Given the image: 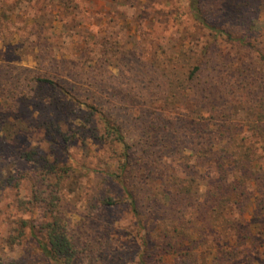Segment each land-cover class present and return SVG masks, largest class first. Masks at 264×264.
<instances>
[{"label": "trees", "instance_id": "16d2710c", "mask_svg": "<svg viewBox=\"0 0 264 264\" xmlns=\"http://www.w3.org/2000/svg\"><path fill=\"white\" fill-rule=\"evenodd\" d=\"M187 1L173 46L146 55L112 40L121 16L102 18L99 48L76 0H0V201L32 174L37 246L56 264H264V0ZM23 49L34 66L18 63ZM23 132L48 150L19 145ZM80 168L96 179L85 210L98 223L74 230L63 183ZM121 208L127 244L103 222Z\"/></svg>", "mask_w": 264, "mask_h": 264}, {"label": "rangeland", "instance_id": "374dc122", "mask_svg": "<svg viewBox=\"0 0 264 264\" xmlns=\"http://www.w3.org/2000/svg\"><path fill=\"white\" fill-rule=\"evenodd\" d=\"M76 2L80 5V16L87 15L88 18V14L90 13L96 15L97 20L94 22V25L91 26V30H94V33L99 31L97 37L99 48H101L103 43V35L105 36L106 28L105 23H102V18L104 17V20H107L108 17L117 15V17L121 16L120 18H125L127 21L121 20L118 23H112L110 27L109 31L113 33L112 40H117V38L121 40L117 42L118 44L116 46L121 43L131 44L134 43V40L138 39L143 41L147 49L146 55L150 53H152V55L161 53L162 47L170 49L173 46V42L168 38L167 34L174 32L175 37L179 35L175 24L182 23L185 20L186 14H188L187 0H76ZM21 13L24 14L25 12L23 13V11H21ZM260 15V21L263 22L264 28V10L260 12ZM84 21L89 22V18ZM115 24L117 25L114 26ZM186 24L188 31H191L190 24ZM56 26V28H61L62 25L56 22ZM238 31H240L239 28ZM223 49L225 51L231 50L232 52H239L237 48H233L231 45H224ZM19 53V57L22 58V61L18 63L28 66H34L36 64L33 56H31L30 50L23 49ZM240 53L244 55L246 50ZM18 144H24L25 146H42L48 150V145L42 142L41 137L35 132H23L18 139ZM71 151L72 157L76 159H80L83 155L80 145L73 146ZM63 159L66 158L63 157ZM94 166L95 165L92 164L91 168H95ZM76 171L77 172L63 183V205L65 207L63 213L64 216L71 221V229H88L90 226L98 223V219L95 221L98 216L97 211H90L89 214L95 213L93 215L94 218L91 219L86 217L87 211L85 210L87 200L91 195L96 179L94 178V173L88 171L87 168H80ZM23 172H25V170H21V175L24 174ZM31 175L32 174H28L22 178L23 182L20 190L14 191L12 189H7L3 193L0 201V257L3 259H18L26 264H56L52 259L42 254L37 246L38 239L36 236L40 235L38 223L43 220V212L33 199V190L36 189V185H34V181L30 179ZM22 220H31V223L35 226L34 230L26 228L25 234L19 233L20 222ZM111 220L115 227L113 235L119 237L120 240L124 239V244H127L128 241L126 238L129 237L125 236V232L127 231L125 229L127 227L130 229L132 226L133 218L131 214L122 208L119 210L116 209L111 213L105 214V220H103V222L105 223ZM120 242L122 243V241ZM201 249L202 248L199 250L200 252ZM201 254L206 256L208 262H210L212 255L211 250L206 254ZM162 255L163 254H161V256ZM163 256L164 260L161 264H176L175 256L171 254ZM74 264L87 263L80 259ZM90 264L105 263L101 260H97V262H90Z\"/></svg>", "mask_w": 264, "mask_h": 264}]
</instances>
